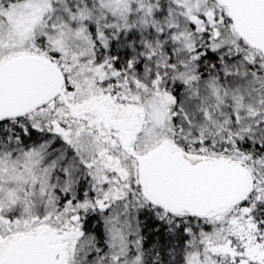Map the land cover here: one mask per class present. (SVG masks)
I'll list each match as a JSON object with an SVG mask.
<instances>
[{
	"label": "snow or ice",
	"instance_id": "snow-or-ice-1",
	"mask_svg": "<svg viewBox=\"0 0 264 264\" xmlns=\"http://www.w3.org/2000/svg\"><path fill=\"white\" fill-rule=\"evenodd\" d=\"M0 264H264V0H0Z\"/></svg>",
	"mask_w": 264,
	"mask_h": 264
}]
</instances>
